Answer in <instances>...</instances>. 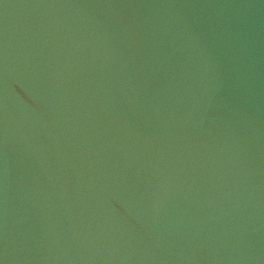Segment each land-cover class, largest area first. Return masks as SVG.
<instances>
[{
    "label": "water",
    "instance_id": "95a60500",
    "mask_svg": "<svg viewBox=\"0 0 264 264\" xmlns=\"http://www.w3.org/2000/svg\"><path fill=\"white\" fill-rule=\"evenodd\" d=\"M0 264H264V0H0Z\"/></svg>",
    "mask_w": 264,
    "mask_h": 264
}]
</instances>
